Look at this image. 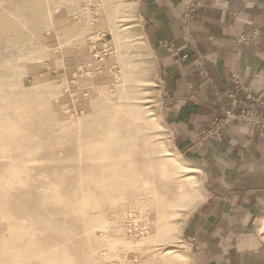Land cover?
Wrapping results in <instances>:
<instances>
[{
	"label": "rangeland",
	"instance_id": "obj_1",
	"mask_svg": "<svg viewBox=\"0 0 264 264\" xmlns=\"http://www.w3.org/2000/svg\"><path fill=\"white\" fill-rule=\"evenodd\" d=\"M138 1L0 0L1 264H194Z\"/></svg>",
	"mask_w": 264,
	"mask_h": 264
},
{
	"label": "crops",
	"instance_id": "obj_2",
	"mask_svg": "<svg viewBox=\"0 0 264 264\" xmlns=\"http://www.w3.org/2000/svg\"><path fill=\"white\" fill-rule=\"evenodd\" d=\"M138 11L164 124L182 161L203 179V201L184 228L193 262L264 264V132L239 116L216 125L231 93L264 118V0H139ZM255 29L258 43H238Z\"/></svg>",
	"mask_w": 264,
	"mask_h": 264
},
{
	"label": "built area",
	"instance_id": "obj_3",
	"mask_svg": "<svg viewBox=\"0 0 264 264\" xmlns=\"http://www.w3.org/2000/svg\"><path fill=\"white\" fill-rule=\"evenodd\" d=\"M199 7V4H193L187 8V14L189 17L193 16L197 8ZM260 37V32L255 29L252 32L249 33H243L238 38V43H244L245 41L252 40L254 42L258 41V38ZM169 43H166L165 45H168ZM169 49L172 50L173 46L169 44ZM187 58V57H183ZM201 66V63H199ZM234 82L240 87V89H245L243 84L241 83L240 78L237 75H234L233 77ZM230 96H232L233 100L231 104L226 107V113L229 117L228 120L235 117H242L245 119L246 122L252 124L253 126L257 127L260 131L264 132V118L260 116V114L257 111V108L253 106L244 105L241 106L238 99H236L235 93H231ZM248 98H251L250 94L247 95ZM259 106L264 107V101H259ZM227 120V121H228Z\"/></svg>",
	"mask_w": 264,
	"mask_h": 264
},
{
	"label": "bare ground",
	"instance_id": "obj_4",
	"mask_svg": "<svg viewBox=\"0 0 264 264\" xmlns=\"http://www.w3.org/2000/svg\"><path fill=\"white\" fill-rule=\"evenodd\" d=\"M189 168H191V167H189ZM3 209H4V208H3ZM3 209H2V210H3ZM2 210H0V211H2ZM5 211H6V212H4V211H3V212L6 213V214H5L6 216H8L7 214H9V213H7V210H5ZM3 212H2V213H3ZM2 213L0 212V214H2ZM5 215L3 214L4 217H5ZM8 225H9V224H8ZM0 226H1V223H0ZM12 229H13V228H12ZM18 236H22V234H19ZM5 258H6V256H1V255H0V261H1V262H3V259H5ZM0 264H1V263H0Z\"/></svg>",
	"mask_w": 264,
	"mask_h": 264
}]
</instances>
